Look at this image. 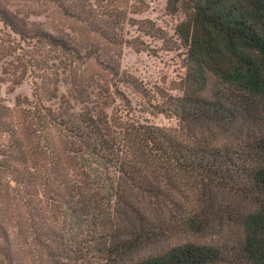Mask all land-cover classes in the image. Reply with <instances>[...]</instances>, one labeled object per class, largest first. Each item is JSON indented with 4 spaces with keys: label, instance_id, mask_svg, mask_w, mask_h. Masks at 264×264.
I'll return each mask as SVG.
<instances>
[{
    "label": "trees",
    "instance_id": "16d2710c",
    "mask_svg": "<svg viewBox=\"0 0 264 264\" xmlns=\"http://www.w3.org/2000/svg\"><path fill=\"white\" fill-rule=\"evenodd\" d=\"M46 1L78 25L66 32L52 23L48 31L45 24H29L0 8V20L26 44L18 58L21 74L31 69L47 75L39 45L61 52L67 66L85 70L68 77V98L58 95L55 80L40 74L33 101L18 100L11 109L0 100V264L25 258L28 243L39 236L36 224L50 220L39 215L46 211L43 205L52 212L64 208L75 224L92 209L103 211L104 194L113 193L116 177L159 196L149 181L156 172L191 176L238 199L247 209L243 236L231 244L185 242L135 264H264V0L169 2L184 11L177 34L188 52L184 93L166 99L160 113L190 131L214 128L223 140L110 116L104 73L88 68L104 71L98 41L120 40L125 0ZM137 24L155 32L149 21ZM45 93L51 98L44 100ZM72 100L82 105L80 111Z\"/></svg>",
    "mask_w": 264,
    "mask_h": 264
},
{
    "label": "rangeland",
    "instance_id": "374dc122",
    "mask_svg": "<svg viewBox=\"0 0 264 264\" xmlns=\"http://www.w3.org/2000/svg\"><path fill=\"white\" fill-rule=\"evenodd\" d=\"M125 2L127 21L120 40L115 44L107 38L98 41L104 47L100 51L104 65L110 68L104 66V71L88 68L90 73H104L107 113L122 119L124 124L139 123L180 135L194 132L199 139L211 135L225 139L214 128L190 131L178 119L160 113L166 99L184 93L188 48L177 34V28L185 20L181 6H170V0ZM0 8L29 24H45L43 28L48 31L52 23L66 32L78 25L46 0H0ZM145 21L152 23L149 27L155 31L153 34L138 27L137 22ZM91 37V42L98 45ZM20 48H26V44L0 20V100L11 109L18 100L33 101L34 84L39 82L40 74L45 75L31 69L21 74ZM38 48L43 60L46 58L48 62L45 76L55 80L59 96L68 98V77L72 71L79 73L85 69L67 66L65 55L53 48L42 45ZM6 69L11 74H4ZM16 70L19 73L14 78L12 74ZM113 71L120 76L115 77ZM120 78L128 82L121 83ZM96 81L103 84L97 76ZM50 98V94H44V100ZM71 103L80 111L82 105L73 100ZM149 181L155 190L161 191L159 196L116 177L113 193L104 194L103 211L96 213L92 209L78 216L75 224L64 215V208L52 212L49 205H43L46 211L39 215H49L50 220L36 224L39 236L34 243H28L20 264H135L185 242L231 244L242 238V220L247 209L235 197L218 187H204L191 176L156 172ZM205 189L207 194L203 192Z\"/></svg>",
    "mask_w": 264,
    "mask_h": 264
}]
</instances>
